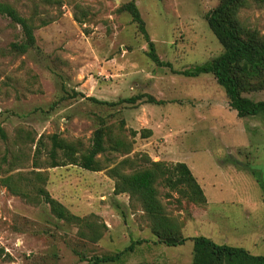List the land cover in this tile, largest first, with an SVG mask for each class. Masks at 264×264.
Wrapping results in <instances>:
<instances>
[{"label":"rangeland","instance_id":"1","mask_svg":"<svg viewBox=\"0 0 264 264\" xmlns=\"http://www.w3.org/2000/svg\"><path fill=\"white\" fill-rule=\"evenodd\" d=\"M0 1L35 23L52 19L34 30V48L15 54L8 46L21 40L20 28L0 16V180L43 171L50 196L101 231L97 241L82 237L46 204L28 202L0 181V264H87L135 240L142 242L122 260L100 264H190L192 241L157 242L140 203L114 193L112 167L127 159L129 172L145 167V157L168 167L184 162L203 190L206 202L195 204L158 186L165 214L183 236L264 255V117H238L213 75L174 72L222 52L205 18L219 0H134L156 54L170 67L148 57L147 42L124 8L130 0ZM76 5L82 23L73 17ZM238 16L264 35V2L249 0ZM243 95L264 102V86L254 83ZM99 127L111 137L97 155L101 170L43 163L47 136L85 150ZM41 135L46 148L36 157ZM114 141L120 145L111 149Z\"/></svg>","mask_w":264,"mask_h":264},{"label":"trees","instance_id":"2","mask_svg":"<svg viewBox=\"0 0 264 264\" xmlns=\"http://www.w3.org/2000/svg\"><path fill=\"white\" fill-rule=\"evenodd\" d=\"M248 1L219 0L217 5L206 13L205 18L208 27L222 46V52L204 63L174 71L185 77H197L201 74L213 75L217 84L224 89L230 107L240 118L257 115L264 117V102H255L243 95L244 92L253 89L254 83L264 86V35H260L256 29L244 26L238 16L239 10L245 7ZM255 1L264 2V0ZM54 2L57 5L61 4L60 0H54ZM79 8L78 5L75 6L76 11L73 17L77 22L82 23L83 17L77 11ZM124 8L147 42L148 57L157 65L170 67V63L160 60L156 54L154 43L148 37L134 0H130ZM35 15L38 13L34 12L33 16ZM0 16L8 18L12 24L20 28L21 40L12 41L8 46L9 52L15 54H24L34 48L36 46L34 30L52 22V19L43 16L39 23H35L34 20L38 19L21 15L14 6L3 1H0ZM138 98L135 96L125 101L134 102ZM149 100L153 101V98L149 96ZM149 132L143 129L141 135L146 137ZM106 135L102 127L97 128L93 133L90 146L85 150H80L75 143L66 141L57 134H51L47 136L50 141L49 148L46 149L48 160L43 163L52 168L72 164L85 170L99 171L102 167L97 155L106 150V138H111ZM113 143L111 149L120 145L117 141ZM45 146L44 136L41 135L36 143L34 155L37 157L42 153ZM128 149L125 147L126 151ZM145 158L147 161L145 167L125 172L124 168L128 160L124 159L112 167L109 174L115 181V194L125 193L129 198L140 203L142 210L150 218V228L157 242L167 246H178L188 240L192 241L193 257L190 264H264V255L251 254L242 247L225 243L218 244L203 235L183 236L180 233V226L166 216L165 208L159 197L158 186L162 185L175 190L181 197L195 204L206 202L203 190L184 162H177L168 167L161 161ZM32 164L33 167L39 168L41 163L34 159ZM45 180L46 176L43 171H32V176L19 174L17 180L14 181L10 175L0 181L10 192L21 195L28 202H43L56 219L76 225L80 236H88L90 240L97 241L101 237V231L86 217L71 213L62 203L51 197L44 187ZM86 228H89L88 233H86ZM141 242L142 240L132 241L127 247L112 255L93 256L87 264L119 262L123 255L132 251L134 246Z\"/></svg>","mask_w":264,"mask_h":264}]
</instances>
